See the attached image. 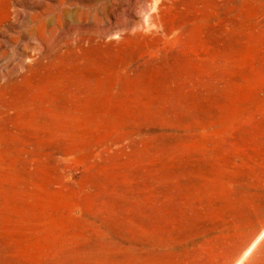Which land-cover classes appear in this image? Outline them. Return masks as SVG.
<instances>
[{
    "label": "rangeland",
    "instance_id": "1",
    "mask_svg": "<svg viewBox=\"0 0 264 264\" xmlns=\"http://www.w3.org/2000/svg\"><path fill=\"white\" fill-rule=\"evenodd\" d=\"M0 264H264V0H0Z\"/></svg>",
    "mask_w": 264,
    "mask_h": 264
}]
</instances>
